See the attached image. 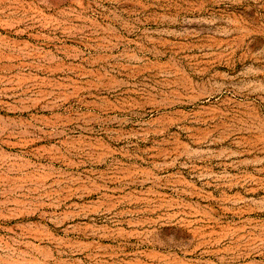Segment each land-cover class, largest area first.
I'll use <instances>...</instances> for the list:
<instances>
[{
    "label": "rangeland",
    "instance_id": "obj_1",
    "mask_svg": "<svg viewBox=\"0 0 264 264\" xmlns=\"http://www.w3.org/2000/svg\"><path fill=\"white\" fill-rule=\"evenodd\" d=\"M0 264H264V0H0Z\"/></svg>",
    "mask_w": 264,
    "mask_h": 264
}]
</instances>
